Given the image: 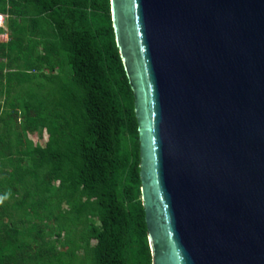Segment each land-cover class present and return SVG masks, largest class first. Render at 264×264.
<instances>
[{"label":"water","instance_id":"1","mask_svg":"<svg viewBox=\"0 0 264 264\" xmlns=\"http://www.w3.org/2000/svg\"><path fill=\"white\" fill-rule=\"evenodd\" d=\"M151 264H264V0H109Z\"/></svg>","mask_w":264,"mask_h":264},{"label":"trees","instance_id":"2","mask_svg":"<svg viewBox=\"0 0 264 264\" xmlns=\"http://www.w3.org/2000/svg\"><path fill=\"white\" fill-rule=\"evenodd\" d=\"M0 12L18 19L11 21L16 40L0 45V55L7 49L9 62H22L5 75L0 65L6 93L26 83L30 91L39 88L45 74L35 72L42 69L70 71L46 77L49 90L43 96L31 91L24 104L22 129L44 128L43 148L25 144L16 131L12 153L2 139L6 134L0 136V197L12 200L20 216L8 227L6 204H0V264H70L63 257L74 250L62 252L43 240L53 198L81 224L75 249L84 250L83 264H151L133 95L115 45L109 0H0ZM12 50L17 56L9 59ZM10 107L9 118L16 121L15 105ZM15 153L28 168L13 163ZM52 182H58L57 192H51Z\"/></svg>","mask_w":264,"mask_h":264},{"label":"rangeland","instance_id":"3","mask_svg":"<svg viewBox=\"0 0 264 264\" xmlns=\"http://www.w3.org/2000/svg\"><path fill=\"white\" fill-rule=\"evenodd\" d=\"M69 68L67 66L62 67L59 71H54L50 74L46 69H42L41 71L35 72L36 74H45L43 78L37 80L39 85L38 87L33 86L32 92H39L40 95H44L46 91H48V82H46V77L52 78L51 75H65L69 74ZM61 77V76H60ZM59 77V78H60ZM32 87H30L31 89ZM29 89V85L26 83L23 86L13 87L6 96L0 95V136L6 134L5 137H2L3 142L10 146V151L12 153L15 152V144H16V131L20 132V137L22 142L25 144L30 143L33 147L43 148L46 145L48 134L46 130L42 127H38L33 133H26L23 131V122L26 119L24 117L25 107L24 104L28 101V95L31 92ZM6 98V99H5ZM15 105V110L17 112V120L9 118V114L12 112L10 104ZM17 126V128H16ZM21 127V129H19ZM2 145H0V150H2ZM11 160L13 163H17L22 168H28L29 163L27 159L25 162H17V154H13ZM4 159V158H3ZM1 162V160H0ZM11 168L8 166L4 167V170H10ZM42 173V171H41ZM51 192H57L58 190V182H52L50 185ZM12 200L5 199L2 204H6V217L3 218V221L7 224V226H11L12 221H18L16 219L20 218L18 212L16 210L11 209L10 204ZM51 207L52 220L48 222V228L45 230V234L43 236V240L45 243L54 244L57 250L62 252H70L74 250L73 254H65L63 257L64 260L70 259V264H83L84 261V250L81 248L75 249L76 244H78V233L80 225L76 224L77 221L73 220L76 218L74 212L69 210V207L64 202H61L59 205L56 204V200L53 198ZM95 224L98 225V221L94 220ZM76 222V223H75ZM17 223V222H16ZM63 226L62 230L59 231V228ZM60 232L59 235L57 233ZM90 246L93 247L95 244L94 240H90Z\"/></svg>","mask_w":264,"mask_h":264},{"label":"crops","instance_id":"4","mask_svg":"<svg viewBox=\"0 0 264 264\" xmlns=\"http://www.w3.org/2000/svg\"><path fill=\"white\" fill-rule=\"evenodd\" d=\"M12 20L18 21V19H16L15 17H9L8 20L6 21L4 28L0 29V45L7 46V44L10 43V40H11V42H12V40H16V33H17L16 30L17 29L15 28V30L13 31L12 25H11ZM12 51L8 52L9 59H10V57L13 59L14 57L17 56L16 52L15 51L12 52ZM4 54H7V49L4 51ZM4 54L0 55V65L3 66V68H2V74L3 75H5L8 72H14V70L16 68V64L22 63L21 61L18 62V61L11 60L10 61L11 64H10V62L7 60V57H5ZM7 64H10V66L6 67ZM6 94H7L6 93V87L4 85V79H3L2 85H0V95L6 96Z\"/></svg>","mask_w":264,"mask_h":264},{"label":"built area","instance_id":"5","mask_svg":"<svg viewBox=\"0 0 264 264\" xmlns=\"http://www.w3.org/2000/svg\"><path fill=\"white\" fill-rule=\"evenodd\" d=\"M9 15L5 12H0V29L4 28L6 21L8 20Z\"/></svg>","mask_w":264,"mask_h":264},{"label":"clouds","instance_id":"6","mask_svg":"<svg viewBox=\"0 0 264 264\" xmlns=\"http://www.w3.org/2000/svg\"><path fill=\"white\" fill-rule=\"evenodd\" d=\"M6 197H0V204L3 203V200L5 199Z\"/></svg>","mask_w":264,"mask_h":264}]
</instances>
